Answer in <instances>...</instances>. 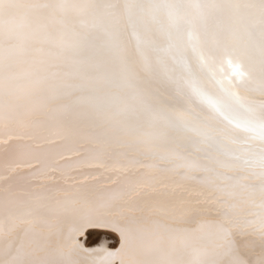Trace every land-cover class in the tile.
Here are the masks:
<instances>
[{
    "label": "snow or ice",
    "instance_id": "obj_1",
    "mask_svg": "<svg viewBox=\"0 0 264 264\" xmlns=\"http://www.w3.org/2000/svg\"><path fill=\"white\" fill-rule=\"evenodd\" d=\"M0 126V264H264V0H0Z\"/></svg>",
    "mask_w": 264,
    "mask_h": 264
},
{
    "label": "bare ground",
    "instance_id": "obj_2",
    "mask_svg": "<svg viewBox=\"0 0 264 264\" xmlns=\"http://www.w3.org/2000/svg\"><path fill=\"white\" fill-rule=\"evenodd\" d=\"M25 141H21L19 136H17L13 130H10L7 127L0 126V174H6L9 176H14L16 173H27L31 170V168L24 163L23 161L27 159L24 155L25 150L19 147L21 143ZM60 151L59 149H52L50 152V163L65 165L66 161H73L76 159L75 153H67L63 157L56 156L55 153ZM35 167V164L32 165ZM66 172L69 175L75 176L76 183H80L84 180V176L80 174H87L89 172L95 171L94 167H90L87 165H83L80 167L75 166H66ZM60 173H56L59 175ZM94 177H88V182H90ZM22 180L14 181V183H23ZM39 183H54L46 177H41L38 181ZM104 236L111 241V245H115L117 241V236L114 233H111L106 229H98V228H85L83 234L79 236V240L85 247L95 248L100 247L101 245L106 246L104 244L99 245H91L88 240V236ZM93 243V242H92ZM110 244V243H109Z\"/></svg>",
    "mask_w": 264,
    "mask_h": 264
},
{
    "label": "rangeland",
    "instance_id": "obj_3",
    "mask_svg": "<svg viewBox=\"0 0 264 264\" xmlns=\"http://www.w3.org/2000/svg\"><path fill=\"white\" fill-rule=\"evenodd\" d=\"M86 240H88V242L94 246L99 245V244H104L106 246L111 245V241L108 238H105L104 236L97 237V236L91 235V236H88V239L86 238Z\"/></svg>",
    "mask_w": 264,
    "mask_h": 264
}]
</instances>
